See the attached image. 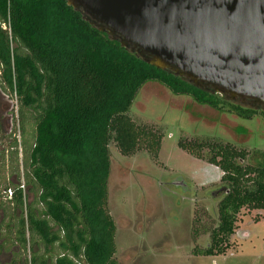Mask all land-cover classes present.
<instances>
[{
	"label": "trees",
	"instance_id": "obj_1",
	"mask_svg": "<svg viewBox=\"0 0 264 264\" xmlns=\"http://www.w3.org/2000/svg\"><path fill=\"white\" fill-rule=\"evenodd\" d=\"M150 80L217 111L264 119L260 104L228 99L145 62L65 0H0V85L15 96L21 133L19 142L14 137L7 142V162L26 185L24 192L9 182L21 211L16 239L24 246L26 231V240L41 248L31 251L30 264H115L108 145L112 141L128 155L144 141L157 161L161 135L128 114L138 89ZM193 136H179L176 145L215 165L220 183L212 191L217 220L209 242L191 252L222 253L239 209H264V151L221 136Z\"/></svg>",
	"mask_w": 264,
	"mask_h": 264
},
{
	"label": "rangeland",
	"instance_id": "obj_2",
	"mask_svg": "<svg viewBox=\"0 0 264 264\" xmlns=\"http://www.w3.org/2000/svg\"><path fill=\"white\" fill-rule=\"evenodd\" d=\"M15 104L14 94L0 85V150L4 147L0 158V264H30L31 251H41L26 240V231L24 246L16 239L21 211L7 191L8 186L12 190L10 183L26 189L7 162L8 140L14 137L19 142L21 137ZM128 114L161 137L157 161L152 160L144 141L128 155L109 142L107 208L115 224V264H264V209L258 208L239 209L224 252L192 254L193 246L208 244L209 230L216 224L217 197L212 191L220 183V171L176 145L179 136L188 139L207 134L264 151L262 116L245 119L217 111L188 95L172 94L154 80L140 86ZM7 116L10 120L2 124ZM201 152L205 155L206 148ZM179 175L182 184L177 182Z\"/></svg>",
	"mask_w": 264,
	"mask_h": 264
},
{
	"label": "water",
	"instance_id": "obj_3",
	"mask_svg": "<svg viewBox=\"0 0 264 264\" xmlns=\"http://www.w3.org/2000/svg\"><path fill=\"white\" fill-rule=\"evenodd\" d=\"M65 2L145 62L264 107V0Z\"/></svg>",
	"mask_w": 264,
	"mask_h": 264
},
{
	"label": "built area",
	"instance_id": "obj_4",
	"mask_svg": "<svg viewBox=\"0 0 264 264\" xmlns=\"http://www.w3.org/2000/svg\"><path fill=\"white\" fill-rule=\"evenodd\" d=\"M14 109H15V111H16V104L14 105V107H13ZM12 117V116H11ZM15 124H17V121L15 122ZM12 125V124H11ZM20 187H22V185H19ZM7 191H8V193L9 194H11V189L10 188H7Z\"/></svg>",
	"mask_w": 264,
	"mask_h": 264
},
{
	"label": "flooded vegetation",
	"instance_id": "obj_5",
	"mask_svg": "<svg viewBox=\"0 0 264 264\" xmlns=\"http://www.w3.org/2000/svg\"><path fill=\"white\" fill-rule=\"evenodd\" d=\"M5 119H8V121H9V120H10V116H9V117L7 116V118H4V117H3V118H2V124H3L4 122H6V120H5ZM9 126H11V123H10V125H9Z\"/></svg>",
	"mask_w": 264,
	"mask_h": 264
}]
</instances>
